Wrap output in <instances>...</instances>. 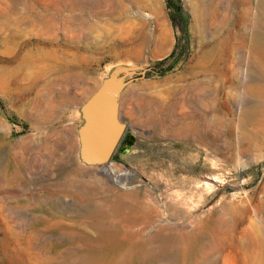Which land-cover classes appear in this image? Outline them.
I'll list each match as a JSON object with an SVG mask.
<instances>
[{
	"label": "rangeland",
	"instance_id": "374dc122",
	"mask_svg": "<svg viewBox=\"0 0 264 264\" xmlns=\"http://www.w3.org/2000/svg\"><path fill=\"white\" fill-rule=\"evenodd\" d=\"M257 1L0 0V264H264Z\"/></svg>",
	"mask_w": 264,
	"mask_h": 264
},
{
	"label": "water",
	"instance_id": "95a60500",
	"mask_svg": "<svg viewBox=\"0 0 264 264\" xmlns=\"http://www.w3.org/2000/svg\"><path fill=\"white\" fill-rule=\"evenodd\" d=\"M110 106L111 100L101 108L96 124L99 131L86 139L89 155L98 163H105L110 159L123 132L116 117L109 112ZM126 144L129 147L131 139Z\"/></svg>",
	"mask_w": 264,
	"mask_h": 264
},
{
	"label": "bare ground",
	"instance_id": "6f19581e",
	"mask_svg": "<svg viewBox=\"0 0 264 264\" xmlns=\"http://www.w3.org/2000/svg\"><path fill=\"white\" fill-rule=\"evenodd\" d=\"M220 1V0H217ZM252 0H241V3L245 6H250ZM258 10L264 7V0L257 1ZM245 8V7H244ZM208 11V10H207ZM260 12V11H259ZM262 13V12H261ZM209 14V13H208ZM204 15V14H203ZM260 16V15H259ZM263 17V16H262ZM259 18V17H258ZM201 12L195 11L194 13V22L198 24L203 20ZM260 19V18H259ZM261 20V19H260ZM263 20V19H262ZM194 24V23H193ZM194 24V27L196 26ZM204 26V24H201ZM263 26V25H262ZM199 28V27H198ZM194 29V28H193ZM195 30V29H194ZM204 29H199V34H202ZM264 40L260 35H254L249 42V55L252 60L261 67H264ZM195 55V54H194ZM206 55V54H205ZM216 72V71H215ZM214 78V77H213ZM218 78V77H217ZM216 80V79H215ZM217 81V80H216ZM216 86V85H215ZM106 171V170H105Z\"/></svg>",
	"mask_w": 264,
	"mask_h": 264
},
{
	"label": "trees",
	"instance_id": "16d2710c",
	"mask_svg": "<svg viewBox=\"0 0 264 264\" xmlns=\"http://www.w3.org/2000/svg\"><path fill=\"white\" fill-rule=\"evenodd\" d=\"M175 52H176V47L173 49V51L170 53V55H169V58L170 57H173L174 55H175Z\"/></svg>",
	"mask_w": 264,
	"mask_h": 264
}]
</instances>
